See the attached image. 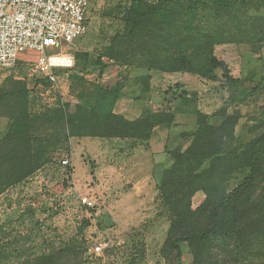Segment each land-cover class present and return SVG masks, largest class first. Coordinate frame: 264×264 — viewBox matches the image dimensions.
Masks as SVG:
<instances>
[{
    "label": "trees",
    "instance_id": "16d2710c",
    "mask_svg": "<svg viewBox=\"0 0 264 264\" xmlns=\"http://www.w3.org/2000/svg\"><path fill=\"white\" fill-rule=\"evenodd\" d=\"M262 10L264 0H133L125 11V32L113 39L109 56L127 62L136 58L148 72L190 74L211 82L220 72L231 81L215 48L263 42L258 36L264 38V17L251 16ZM124 87L119 82L97 86L91 108L65 104L36 115L23 108L9 117L0 148V194L43 168L61 149L60 142L49 141L47 131L53 127H62L57 136L66 143L70 138L142 143L156 128L173 125L175 111L146 112L135 121L114 114ZM178 89L171 96L185 100L186 92ZM192 115L195 129L180 135L190 139L189 145L171 153L173 165L157 189L170 224L164 258L180 263L185 244L192 264H264V132L228 150L238 140V112L223 108L212 116L196 110ZM215 118L221 119L217 125ZM198 192L205 199L193 210Z\"/></svg>",
    "mask_w": 264,
    "mask_h": 264
},
{
    "label": "rangeland",
    "instance_id": "374dc122",
    "mask_svg": "<svg viewBox=\"0 0 264 264\" xmlns=\"http://www.w3.org/2000/svg\"><path fill=\"white\" fill-rule=\"evenodd\" d=\"M132 1L91 0L84 36L48 52L64 57L63 61L53 60L65 65L56 69L57 88H51L36 73L33 52L23 53L13 70L0 72V148L9 129V117H16L23 108L32 115L65 104L91 108L97 86L119 82L127 90L133 87V80L146 71L138 67V59L127 62L109 56L113 39L125 32L124 15ZM145 1L154 4L159 0ZM251 16L264 17V10ZM258 37L264 43L263 36ZM217 50V57L225 56ZM249 72L259 76L258 81L235 88L232 95L236 102L231 104L226 103L231 95L226 84L209 83L223 92L222 100L216 93L218 103L210 113L227 105L228 114H240L238 140L230 143L228 150L236 145L242 148L264 132V55ZM183 118L195 122L194 116ZM220 121L215 118L213 123ZM62 131V127L47 131L49 141L60 142L61 146L51 154L49 163L0 194V264H171L164 258L169 216L158 191L139 193L137 182L125 173L123 162L137 142L102 139L109 144L97 148L83 145L78 138L66 143L57 136ZM189 142L182 137L170 148L183 151ZM65 159L68 166L61 165ZM86 196L96 199L95 210L80 205V197ZM204 199L198 192L192 200L193 210ZM96 245L102 246L100 254L93 253ZM181 248L180 263L172 264H192L188 246L183 244ZM48 257L53 260L43 261Z\"/></svg>",
    "mask_w": 264,
    "mask_h": 264
},
{
    "label": "crops",
    "instance_id": "0c3cea01",
    "mask_svg": "<svg viewBox=\"0 0 264 264\" xmlns=\"http://www.w3.org/2000/svg\"><path fill=\"white\" fill-rule=\"evenodd\" d=\"M215 50L217 53L225 54V56L217 57L215 53L216 57L226 64L231 81L223 79L220 72L217 74V80L211 82L190 74L168 75L156 71H145V73L138 74L139 79L133 80V87L125 89L124 95L115 103L113 113L128 121L138 120L146 112L175 111L173 125L156 128L150 140L137 143L129 153V157L123 162L126 176L133 182H137L135 189L139 193L152 192L154 189L158 191L164 172L173 165L171 153L174 149L170 147L182 133L195 129V122H186V118L183 117L193 116L195 110L212 116L219 110L227 108V105H223L217 111L210 113V108L218 103L216 95L218 90L217 86L212 88L209 83L224 86L226 84L227 90L231 93L226 103L231 104L236 102V98L232 95L235 88L240 87L244 82L256 81L259 77L250 73L249 69L264 55L262 53L264 43L221 45ZM250 59L254 62L249 63ZM259 64L261 65V62ZM263 80L264 77L262 83ZM175 86H179V92H186L185 100L171 96ZM219 97V100H222L221 94ZM81 140L83 145H96L97 148L101 144H109L106 141L108 139L102 141V139L83 138Z\"/></svg>",
    "mask_w": 264,
    "mask_h": 264
},
{
    "label": "built area",
    "instance_id": "2783aa9c",
    "mask_svg": "<svg viewBox=\"0 0 264 264\" xmlns=\"http://www.w3.org/2000/svg\"><path fill=\"white\" fill-rule=\"evenodd\" d=\"M91 0H0V72L11 71L20 54L36 55L35 71L51 88L59 85L50 51L72 44L84 36ZM60 56V55H58ZM61 165L68 166V160ZM87 210H95L94 197H80ZM96 245L93 253L100 254Z\"/></svg>",
    "mask_w": 264,
    "mask_h": 264
},
{
    "label": "bare ground",
    "instance_id": "6f19581e",
    "mask_svg": "<svg viewBox=\"0 0 264 264\" xmlns=\"http://www.w3.org/2000/svg\"><path fill=\"white\" fill-rule=\"evenodd\" d=\"M64 57L63 56H54L52 59H51V61H52V64L53 65H57V66H59V65H61V66H65L63 63H61V62H53V60L54 61H63L64 59H63Z\"/></svg>",
    "mask_w": 264,
    "mask_h": 264
}]
</instances>
